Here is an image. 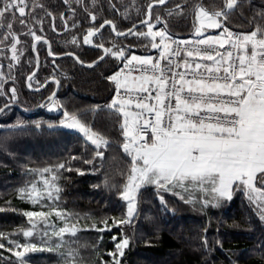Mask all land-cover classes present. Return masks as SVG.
Returning <instances> with one entry per match:
<instances>
[{
    "label": "snow or ice",
    "instance_id": "obj_1",
    "mask_svg": "<svg viewBox=\"0 0 264 264\" xmlns=\"http://www.w3.org/2000/svg\"><path fill=\"white\" fill-rule=\"evenodd\" d=\"M74 3L81 6L92 22L83 35V44H93L94 38L102 36L101 30L110 26L117 37L135 36L147 41L145 47L156 49L158 55H137L131 50L133 46L115 42L106 46L101 41L95 47L103 54L89 66L103 62L106 57L122 65L106 78L115 91L107 104L69 111L53 91L40 106L49 111H62L58 121L17 120L10 126V130L21 132L31 126L50 134L71 130L81 134L85 145L90 142L95 150L88 159L72 155L43 168L25 167L35 179L16 191L20 199L30 202L37 210H23L27 227L14 232L0 231V250L9 254L7 259L14 258L15 264H29V254L46 251L57 255V264H84L79 247L74 246L78 244L74 237L83 228L103 233L118 227L119 232L111 236L115 248L107 252L111 259L104 260L99 253L97 257L99 264H122L126 249L133 243V236L124 228L134 223L143 194L149 187L154 190L161 208L172 213L176 208L169 207L167 193L186 205L206 211L232 201L240 192L264 229V9L249 19L251 30L233 31L229 17L242 0H222L221 7L212 9L200 0H194L191 7L183 0V4L165 8L169 17L184 15L186 9L192 17V34L186 39H177L170 33L165 17L154 11L165 5L166 0H150L142 12L144 18L124 30H119L115 20L98 13L99 0H74ZM64 4L68 5L69 15L59 14L61 27L58 28L57 16L40 0H31V4L29 0H0V29L3 30L0 32V96L8 98L0 112L18 102L15 69L26 51L21 35L30 37L33 52H37L38 43L47 45L53 64L61 55L84 63L75 51L54 52L45 34V17L51 18L53 32L75 30L81 23L71 0H64ZM110 7L127 20L135 0L125 4L123 11L114 3ZM38 9L42 15H37ZM136 11L141 13L139 8ZM17 23L21 31L16 30ZM210 30L217 31L210 34ZM70 43L78 45V36L73 35ZM4 60L8 61L7 70ZM36 64L38 68V52ZM35 75L34 69L27 76L30 89ZM48 80L60 86L55 69L44 84ZM9 83L10 88L6 87ZM36 83L43 87L39 81ZM101 109L118 115L120 147L127 157L124 170L119 172L122 182L117 183L115 175L105 172L102 186L115 190L125 208L120 216H106L81 225L80 214L58 207L63 191L60 180L65 171L84 175L86 171L95 173L104 167L110 140L84 119L87 113L95 114ZM80 160L91 167H74L73 162ZM215 244L222 247L218 239ZM202 245L206 251H212L206 234ZM92 247L95 249L96 245ZM260 248L264 249V239ZM3 259L0 252V260Z\"/></svg>",
    "mask_w": 264,
    "mask_h": 264
},
{
    "label": "trees",
    "instance_id": "obj_2",
    "mask_svg": "<svg viewBox=\"0 0 264 264\" xmlns=\"http://www.w3.org/2000/svg\"><path fill=\"white\" fill-rule=\"evenodd\" d=\"M43 1L57 16L58 26L60 20L55 9L61 7L62 1L57 0L56 4H53L55 0ZM149 2L150 0H135V7L130 9V19L125 20L120 17L117 22L118 28L124 30L136 23L137 19H143L142 12L146 10ZM193 2L194 0H187L188 6L191 7ZM200 2L209 9L222 6V0H200ZM113 3L123 11V6L132 3V0H113ZM176 3L183 4V0H169L165 5L156 7L154 11L165 17L170 33L189 37L192 34V17L187 9L184 15L171 17L165 12V8H172ZM99 4L100 8L97 11L104 18H109L112 13L116 14V11L110 7L109 0H99ZM72 6L77 9L75 3H72ZM80 7L78 6V9ZM137 8L141 9V13H137ZM260 9H264V0H242L240 7L229 17V25L233 30H251L249 19ZM106 31L102 32L101 37H104ZM54 34L50 30L51 37ZM111 38L121 46H133L131 50L138 55L157 56L156 50L151 49L150 46L145 47L148 42L142 38L114 35ZM51 39L52 49L55 52L70 50L69 44L66 46L59 44L56 39L55 41ZM112 43L108 45L111 46ZM58 63L62 70L60 74L56 73L62 83L58 99L69 111L83 110L96 104L105 105L111 99L114 85L106 78L120 66L114 58L106 57L94 68L79 66L69 57L59 60ZM38 101L21 105L25 108H35L40 104ZM62 115V111H49L45 108L35 114L11 109L0 116V209H5L0 210V231L14 232L20 227H27V218L22 215L23 210H37L30 202L20 199L16 191L25 183L35 179L33 174L25 171L26 166L43 168L48 164L66 160L72 155L88 159L94 152V146L90 142L86 146L81 134L71 130L54 134L35 130L31 126L22 132L10 130V126L17 120L58 121ZM84 119L106 135L110 144L105 150L104 167L99 172L86 171L84 175H79L75 171L62 173L60 184L63 191L58 207L80 214L81 225L90 223L91 220L122 214L125 208L124 202L119 199L115 190L109 191L103 188L102 181L105 172H108L115 175L117 183L122 182L119 172L124 170L127 159L120 147L122 137L119 117L116 113L101 109L95 114L87 113ZM96 163L99 167V161ZM73 166L84 169L91 167L85 165L82 160L74 161ZM93 185H101V187L96 188ZM165 196L169 201V207L176 208L175 213L166 212L161 208L151 187L144 192L139 214L130 227L124 228L127 234L133 236V243L126 249L122 264H233V262L264 264V249L260 248V242L264 239V229L259 226L254 209L242 193L237 192L232 201L225 202L219 208H208L206 211L184 204L171 193ZM85 217L88 219L86 220ZM205 229H207L206 233ZM117 232H119L118 227L110 231L105 230L103 233L97 229L83 228L74 237L78 241L74 246L79 247L84 264H99L97 253L102 255L104 260H110L111 257L107 252L115 248L111 236ZM205 234L212 249L210 252L202 245V237ZM217 239L221 241L222 247L215 244ZM93 245H96L95 249ZM0 252H3L5 257L0 260V264H15L14 258L7 259L9 254L6 251L0 250ZM57 261L58 257L55 253L45 251L29 254V264H57Z\"/></svg>",
    "mask_w": 264,
    "mask_h": 264
},
{
    "label": "flooded vegetation",
    "instance_id": "obj_3",
    "mask_svg": "<svg viewBox=\"0 0 264 264\" xmlns=\"http://www.w3.org/2000/svg\"><path fill=\"white\" fill-rule=\"evenodd\" d=\"M61 1H62L61 7H59L58 9H55L56 12H58V16L61 12H64L65 15L68 13V5L64 4V0H61ZM109 1L111 3H113V0H109ZM40 2L44 4V6L47 10L51 11L49 8L50 6L45 1L40 0ZM71 2L74 3V0H71ZM56 3H57V0H55V2L53 4H56ZM29 4H31V0H29ZM76 6H77V9H78V6L80 7V5H76ZM54 7L56 8V6H54ZM42 14L43 13L38 9L37 15L39 16ZM76 15H77V18L80 19L81 23L78 25V27L75 30H66V31L54 32L55 34L52 35V37H51V35H50L51 18L45 17V29H44V31H45V34L47 35L48 39L51 41L52 48H53V42H52L51 38H53L54 41L56 39L59 44H65L66 46L69 44L70 50L60 51L57 53H68V52L75 51L76 54L78 56H80L81 60L84 61V63H90L92 60H95L98 56L103 54L102 50L95 47V44L103 41L106 46H109L108 43L115 41L114 39L111 38V36H113V35L115 37H117V36L113 32H111L110 26H105V28L101 30V32H103L104 30H107L105 32V34L103 35L104 37L94 38L93 44H89V45L83 44V35L85 34L86 29L88 27L92 26V22L86 18V14L83 12V9L81 7H80V9H78ZM108 17H109L108 19H113L116 22H118V19H120L121 15L119 12H116V14L112 13ZM99 22H102V20ZM123 25H125V24H123ZM59 27H61V24H58V28ZM15 28L17 31H21L20 25L18 23L15 25ZM119 30H122V29H119ZM2 31L3 30L0 29V32H2ZM73 35L78 36V40L80 41V43L78 45H73L70 43L71 37ZM20 38H21V40L25 41V44L23 46L26 49V51H25V54L21 58L20 65H18L17 68L15 69V75H16L15 86L17 87L18 94H19L18 95V102L16 104H19V105L31 104L30 102H35L38 100H39L38 102L40 104H42L45 101V98L48 97L50 94H52L53 91H55L57 88V85L52 80L51 81L48 80L47 85L44 84V80L53 74L54 69H55L57 74H60V72L62 70H61V67L58 63L59 60L65 58V57H69L73 62L77 63L79 66H82V65H80L71 56H64V57H60V58L56 57L55 58V64H53V62H52L53 57L48 55L47 45H45L43 43H38L37 44V52L39 53L40 67H39V69L35 75V79L32 81L33 87L30 89L27 86V84H28L27 76L30 72H32L36 68V65H37L36 64V54L31 49L30 37H27L25 35H21ZM65 41H68L69 43H65ZM61 49L63 50V48H61ZM3 63L5 64V70H7L6 65H7L8 61L4 60ZM61 66H62V64H61ZM40 72H42V73H40ZM58 79H60V81H61L60 77H58ZM36 81H39L40 84H43V86H45V87H43L42 89H39L41 87L36 83ZM11 86H12L11 83H9L6 87L10 88ZM61 89H62V83H60L57 98L59 97ZM7 102H8L7 96H0V108H2ZM11 109H15V108H12V107L8 108L2 114H4L5 112H7ZM28 109H30V108H28Z\"/></svg>",
    "mask_w": 264,
    "mask_h": 264
},
{
    "label": "water",
    "instance_id": "obj_4",
    "mask_svg": "<svg viewBox=\"0 0 264 264\" xmlns=\"http://www.w3.org/2000/svg\"><path fill=\"white\" fill-rule=\"evenodd\" d=\"M169 0H166V3L168 2ZM115 34V33H114ZM35 54H37V52H34ZM64 56H68V55H61V56H57L58 58H60V57H64ZM74 58V57H73ZM75 59V58H74ZM78 62V61H77ZM79 63V62H78ZM100 62H98L96 65H93V66H89V64L90 63H83V64H81V63H79L80 65H82L83 67H85V68H94V67H96L98 64H99ZM39 67H40V60H39ZM39 67L37 68V65H36V68H35V71H36V73H37V71H38V69H39ZM51 81V80H50ZM45 85H47V84H45ZM43 87H45V86H43ZM43 87H41V88H39V89H42ZM60 87V86H59ZM59 87L57 86V88H56V90H55V93H56V96H57V94H58V91H59ZM41 105V104H40ZM37 106V107H35V108H30V109H28V108H25V107H23V106H21V105H19V104H16V103H12V104H10L9 105V107L8 108H15V109H17L18 111H21V112H24V113H26V114H35V113H37V112H39V111H43L46 107H41V106ZM7 108V109H8ZM3 112H0V115L2 114Z\"/></svg>",
    "mask_w": 264,
    "mask_h": 264
},
{
    "label": "built area",
    "instance_id": "obj_5",
    "mask_svg": "<svg viewBox=\"0 0 264 264\" xmlns=\"http://www.w3.org/2000/svg\"><path fill=\"white\" fill-rule=\"evenodd\" d=\"M233 31H238V30H233ZM175 37L177 38V39H186V38H188V37H181V36H177V35H175ZM119 67H122V65H120ZM115 94V91H113V95Z\"/></svg>",
    "mask_w": 264,
    "mask_h": 264
},
{
    "label": "rangeland",
    "instance_id": "obj_6",
    "mask_svg": "<svg viewBox=\"0 0 264 264\" xmlns=\"http://www.w3.org/2000/svg\"><path fill=\"white\" fill-rule=\"evenodd\" d=\"M217 30H210V34H215ZM153 50H156V49H153ZM157 51V50H156ZM138 55V54H137ZM158 55V53H157ZM49 110V109H48ZM221 207V206H220ZM219 208V207H218ZM39 239V237H37V240Z\"/></svg>",
    "mask_w": 264,
    "mask_h": 264
}]
</instances>
